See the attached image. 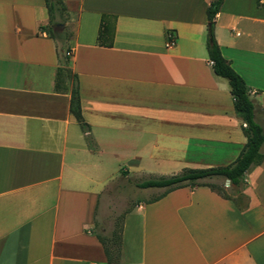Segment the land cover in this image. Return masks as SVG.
<instances>
[{
  "label": "crops",
  "instance_id": "crops-1",
  "mask_svg": "<svg viewBox=\"0 0 264 264\" xmlns=\"http://www.w3.org/2000/svg\"><path fill=\"white\" fill-rule=\"evenodd\" d=\"M211 1L61 0L51 38L44 0H0V264H108L96 234L119 181L234 162L246 139L208 60ZM212 31L264 134V0H223ZM232 191L137 200L117 264H264V160Z\"/></svg>",
  "mask_w": 264,
  "mask_h": 264
},
{
  "label": "trees",
  "instance_id": "trees-1",
  "mask_svg": "<svg viewBox=\"0 0 264 264\" xmlns=\"http://www.w3.org/2000/svg\"><path fill=\"white\" fill-rule=\"evenodd\" d=\"M45 9L48 16L46 31L51 38L55 33H51L49 28L59 23L57 17H62L66 10L61 0H44ZM223 0H212L206 9L209 34L206 41L208 60L215 76L225 79L228 82L230 94L233 99L234 112L243 122L242 133L246 142L234 162L227 166L213 167L206 169H183L178 174L169 177H160L135 183L137 189L159 188L164 191L158 196L146 201L151 203L164 197L167 193L179 188L194 189L205 186L216 192L225 199H230L223 192L221 185L214 184L209 180L221 178L228 181L232 190H237L244 183L245 174L253 167H256L264 160L261 147L264 143V134L261 127L255 122L253 116V104L248 96V89L241 77L231 68L229 63L222 57L218 45L216 44L212 26L214 18L219 11ZM102 34V26L99 29V36ZM69 111L75 118L79 126L86 130L88 126L83 121L80 111L79 93L77 83L73 86L70 96ZM233 192V191H232ZM236 194L238 192H235ZM121 230L120 221L117 220L114 229L108 237L96 234V238L101 244L108 264H117L121 252Z\"/></svg>",
  "mask_w": 264,
  "mask_h": 264
},
{
  "label": "rangeland",
  "instance_id": "rangeland-1",
  "mask_svg": "<svg viewBox=\"0 0 264 264\" xmlns=\"http://www.w3.org/2000/svg\"><path fill=\"white\" fill-rule=\"evenodd\" d=\"M51 33L58 34L63 33L64 29L61 28H49ZM68 33V31H65ZM151 178V175H138L136 176V181H145ZM210 182L221 185L225 190L223 193L232 199H237L235 192H232V189L229 187V183L224 181L221 178H214ZM135 180L131 181H122L118 182V188H120V193H111L110 198L107 200V203L104 205V211L101 213L100 221L103 222L107 228L106 233H100L101 236L108 237L111 231L114 229L116 221L119 220L121 226L125 215L134 207L135 202L139 199L147 200L152 199L158 196L161 192L154 191V189L141 190L135 187ZM148 192V193H144ZM110 193V192H109Z\"/></svg>",
  "mask_w": 264,
  "mask_h": 264
},
{
  "label": "built area",
  "instance_id": "built-area-1",
  "mask_svg": "<svg viewBox=\"0 0 264 264\" xmlns=\"http://www.w3.org/2000/svg\"><path fill=\"white\" fill-rule=\"evenodd\" d=\"M174 45V39L171 35H167V42L165 44V48H171Z\"/></svg>",
  "mask_w": 264,
  "mask_h": 264
},
{
  "label": "water",
  "instance_id": "water-1",
  "mask_svg": "<svg viewBox=\"0 0 264 264\" xmlns=\"http://www.w3.org/2000/svg\"><path fill=\"white\" fill-rule=\"evenodd\" d=\"M228 182V181H227Z\"/></svg>",
  "mask_w": 264,
  "mask_h": 264
}]
</instances>
